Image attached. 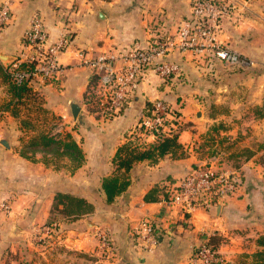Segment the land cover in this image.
I'll list each match as a JSON object with an SVG mask.
<instances>
[{
	"label": "crops",
	"instance_id": "obj_1",
	"mask_svg": "<svg viewBox=\"0 0 264 264\" xmlns=\"http://www.w3.org/2000/svg\"><path fill=\"white\" fill-rule=\"evenodd\" d=\"M11 1L12 20L0 37V108H4L0 109V201L12 197L14 202L0 227L4 230L24 222L36 228L50 222L56 192L63 191L85 197L96 206L94 212L79 219L60 213L70 223L64 225L67 230L57 242L78 251L77 264L81 257H89L96 250L93 233L97 225L108 232L101 234L109 237L110 245L104 250L105 257L88 260V264H200L196 251L215 232L227 237L218 249L224 263L233 264L239 259L253 262V254L263 248L259 238L264 236V166L259 162L264 153V0H231L233 10L218 31L219 40L250 61L249 65L233 68L211 52L174 49L166 59L181 65L183 74L162 79L148 70L140 90L121 115L108 121L84 110L91 72L81 64L79 53L94 54L127 47L135 41L146 43L173 36L177 22L189 14L188 1L149 0L140 8L120 0ZM34 13L43 16L49 42L66 30L72 42L61 58L67 66L61 81L50 84L34 80L29 85L30 93L18 101L2 71L9 62L21 58L23 34ZM157 99L167 102L176 114L184 155L179 151L157 162H135L126 173L130 181L127 190L105 208L97 202L100 196L106 201L102 181L124 172L117 171L114 156L122 145L137 148L142 142L131 134L148 103ZM36 100L48 110L47 115L29 112L28 107ZM72 100L80 103L81 116L88 120L75 130L74 119L65 127L83 148L86 159L81 167L74 170L68 158L62 159L58 167L34 162L15 150L19 135L34 137L40 132L31 123L26 126L25 121L39 123L37 118L44 117L51 125L53 113L63 117L64 111L72 113ZM2 140H7L10 147H5ZM146 140L154 142L152 137ZM247 150L254 154L248 157ZM196 166H212L218 173L239 175L243 189L217 203L201 202L192 211L170 206L162 189L166 192L171 183ZM23 179L46 185L47 193L15 184ZM155 187L159 199L147 201L146 194ZM42 197L39 203L37 198ZM145 218L154 221L157 229L159 242L153 251L137 244L135 229ZM62 252L58 253L59 261L66 264V250Z\"/></svg>",
	"mask_w": 264,
	"mask_h": 264
},
{
	"label": "built area",
	"instance_id": "obj_2",
	"mask_svg": "<svg viewBox=\"0 0 264 264\" xmlns=\"http://www.w3.org/2000/svg\"><path fill=\"white\" fill-rule=\"evenodd\" d=\"M12 4L11 0L0 4V37L12 20ZM230 13L229 4L221 0H193L189 17L181 21L173 36L157 37L146 43L135 41L127 47H113L94 54L80 52L81 64L91 72V82L83 103L86 113L105 121L119 117L140 90L148 70L152 69L162 79L182 75L181 65L166 59L174 49L196 54L211 52L226 66L233 68L249 65L250 61L218 38L220 25ZM71 42L72 36L67 30L54 42H49L43 16L34 13L23 34L21 58L9 62L7 71L18 85L26 80L55 84L61 81L67 69L61 58ZM140 119L141 133L152 137L155 142L174 132L178 126L173 108L161 99L154 101L151 112H145ZM242 189L241 176L218 173L212 166H196L169 185L165 201L170 206L192 211L201 202L217 203ZM11 211L10 201H0V222ZM135 235L138 246L143 250L153 251L158 245L156 225L149 218L139 222ZM101 238L104 247H109L107 237L102 234ZM3 243L0 232V249ZM196 260L200 264H221L222 261L207 241L198 247Z\"/></svg>",
	"mask_w": 264,
	"mask_h": 264
},
{
	"label": "rangeland",
	"instance_id": "obj_3",
	"mask_svg": "<svg viewBox=\"0 0 264 264\" xmlns=\"http://www.w3.org/2000/svg\"><path fill=\"white\" fill-rule=\"evenodd\" d=\"M103 1H109V0H103ZM120 1H125L124 4L131 5L135 8H140L143 5H146L149 0H120ZM187 1L189 3V8H191V4H192L193 0H187ZM221 1L229 4L231 10H233V7H232L233 3L231 0H221ZM189 15H190V9H189V14L183 15L181 17V19L184 20L187 17H189ZM182 20H179L177 22L176 27H175L176 28L175 34L177 33L178 27H179ZM6 61H8V60H6ZM36 97H38V96H36ZM41 97L42 96L40 95L39 98H41ZM41 103L39 104L38 100L34 101V103L30 107H28L29 112H32V113L35 112V113H38L40 115L44 114L43 116H45V114L47 115L46 111H48V110L44 106H41ZM1 107H4V105ZM93 108H95V107H93ZM93 108H91L90 110H93ZM0 109L2 110L4 108H0ZM45 109H46V111H45ZM71 114L72 113H70V111H69V113L64 111V117H63V116L56 115L53 113V115L51 116L52 117L51 125H48L46 123V119L44 117H38L37 118V120L41 121L39 123L33 122L32 120H27V121H29L33 125L34 129H37V131H40V132H37L36 134H33V136H36L39 133L46 132V131L51 133V134H64L65 132H71L72 133V131L70 129H65L66 126H69L70 123H73L74 117ZM63 120H66V124L63 123ZM140 120L141 119H139V121ZM139 121H138V124H139ZM85 122L86 123L88 122L87 118H85L84 116H81V114H80L79 119L76 121V124H74L75 126H74L73 130L77 129V126H80V125L82 127H84ZM138 124H136L135 128L133 129L134 131L132 132L131 136L135 135L138 140L139 139L142 140V142L136 146L137 148L138 147L146 148L149 145H152L155 142V140H154V142L149 143L146 140L147 135H143L141 133V130H140V127ZM180 129H181V125L177 126L176 130L174 132H171V134H178ZM31 137H32V135L29 136V134L19 135L17 147L15 149L19 154H21V152L24 148V145L31 139ZM131 142L133 143L134 140H131ZM61 160L62 159H55V160L52 159L51 160L49 158L48 162L50 165L52 164V165L58 167L60 165ZM31 161L43 162L44 164L49 165L48 163H46L43 160V155L41 153L36 154V156H34V159H32ZM259 162L261 165L264 166V153L260 156ZM113 173H115L114 169H113ZM15 184L22 186V188H24L25 190H27V188H28V190H30V188H36V189L41 188V191H44V192H42V194H44V193L46 194L47 193L46 191L48 189V187H45L46 185H42V183H40V182H31L28 179H23V181L21 183H15ZM87 187H91V185H88ZM6 199L11 202L12 207H13V202H14L13 200L14 199L12 197L6 198ZM43 199H44L43 197L39 198V199L37 198L39 203H42ZM97 202H99L100 204L105 206V208H110L113 205V204H108L104 199H102L101 196L99 197V199H97ZM68 223H70L69 220H67L63 216H61L60 213L54 212L53 214H51L50 222H47L46 224L40 225L36 228H32V227L30 228V226L25 225L24 222H20L17 225L12 226L11 228H6L4 230L2 227H0L1 228L0 232H1L3 239H4L3 246L0 249V264H63V262H60L59 258H58V253L62 252L63 249L66 250V254H65V257H67L66 264H77L75 261V257H77L79 255L78 251H74L71 249L64 248L61 246L62 244L59 246V244L57 242L60 240V238L61 239L63 238V233L67 230V228H65L64 225H66ZM1 226L4 227V224H1ZM97 226H98V228L95 227V229H94L95 231L93 233V236L96 238L97 243H98L95 246L96 247L95 251L98 253L96 254L94 251V253L92 252V255L89 257L88 256L87 257H81L80 262L78 261L80 264H88L89 263L88 260H91L94 258L102 259L103 257L106 256V255H104L105 247L102 245V238H101V236H102L101 232L105 231V230L102 229L100 225H97ZM106 233H108V232L105 231V234ZM215 233H218V232H215ZM219 235H221V234H219ZM106 237H107V235H106ZM221 237L223 238V241L225 242L227 237L222 236V235H221ZM108 238L109 237H107V239ZM204 241H208V239L203 240L201 243H203ZM51 247H53V248L48 250V248H51ZM81 255H83V254L81 253ZM253 256H254V254H253ZM238 261H236L233 264H246V263L247 264H249V263L255 264V257L253 259V262H250V260H248V262L245 263V260H241V259H239ZM222 263H224V262H222Z\"/></svg>",
	"mask_w": 264,
	"mask_h": 264
},
{
	"label": "trees",
	"instance_id": "obj_4",
	"mask_svg": "<svg viewBox=\"0 0 264 264\" xmlns=\"http://www.w3.org/2000/svg\"><path fill=\"white\" fill-rule=\"evenodd\" d=\"M2 74L5 80L9 82L11 92L18 98V101H20L24 94L30 93V80H26L24 83L18 85L12 80L7 69L4 72L2 71ZM15 109L14 114H17V108ZM151 110L152 103H148L146 106V113H150ZM24 124L30 125V122L25 121ZM178 138V134H173L171 136L165 135L162 139L149 145V147L140 150L137 148H131L128 143L122 145L117 150L113 161L117 171L124 170V172L105 177L102 181V189L106 194V202L112 204L118 195L127 190L130 181L128 176H126V173L130 171L135 162L144 160L157 162L159 158L170 153L176 154L179 151H182L180 155L183 156L184 148ZM38 153L43 155V160L48 164L49 158L51 160L68 158L72 162L74 170L81 167L86 159L83 148L70 132L65 134H51L49 132L39 133L24 145L21 155L32 160ZM252 154L254 153L247 150L248 157ZM156 188L157 187L146 194L145 199L147 201H156L159 199L155 194V191L157 190ZM164 190L165 189H162L163 194L165 195V198H167V193ZM95 208V204L89 199L63 191L56 192L53 203V213L59 212L66 217L73 219H79L85 214L94 212ZM222 242L223 238L218 233L211 235L207 241L208 245L215 250L217 254ZM259 244L263 246V248L254 253L255 264H264V236L259 238ZM222 262L223 261H221V264H230Z\"/></svg>",
	"mask_w": 264,
	"mask_h": 264
},
{
	"label": "water",
	"instance_id": "obj_5",
	"mask_svg": "<svg viewBox=\"0 0 264 264\" xmlns=\"http://www.w3.org/2000/svg\"><path fill=\"white\" fill-rule=\"evenodd\" d=\"M100 14L103 15V12H100ZM5 58L11 60L10 57H5ZM70 107H71V112H72V115L74 117V120L77 121L79 119L80 114H81L82 107H81L80 103L76 100H72L70 102ZM1 142L6 147H8V148L10 147L9 142L7 140H2Z\"/></svg>",
	"mask_w": 264,
	"mask_h": 264
}]
</instances>
